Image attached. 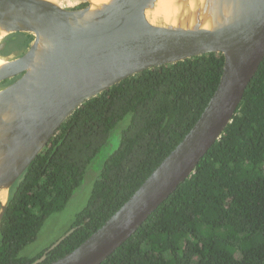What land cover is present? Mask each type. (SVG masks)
<instances>
[{
    "label": "trees",
    "instance_id": "trees-1",
    "mask_svg": "<svg viewBox=\"0 0 264 264\" xmlns=\"http://www.w3.org/2000/svg\"><path fill=\"white\" fill-rule=\"evenodd\" d=\"M23 35L28 47L33 35ZM12 47L9 39L4 53H22ZM224 62L223 53L210 52L154 66L83 102L13 184L0 222V264H46L101 227L194 126ZM128 115L70 234L35 256L22 254ZM100 264H264V59L192 175Z\"/></svg>",
    "mask_w": 264,
    "mask_h": 264
},
{
    "label": "water",
    "instance_id": "water-1",
    "mask_svg": "<svg viewBox=\"0 0 264 264\" xmlns=\"http://www.w3.org/2000/svg\"><path fill=\"white\" fill-rule=\"evenodd\" d=\"M159 2L0 0V42L33 35L18 56L0 44V83L18 76L0 88V222L13 184L83 102L154 66L225 57L191 130L101 227L46 264H100L124 243L221 137L264 59V0H173L169 10Z\"/></svg>",
    "mask_w": 264,
    "mask_h": 264
},
{
    "label": "rangeland",
    "instance_id": "rangeland-1",
    "mask_svg": "<svg viewBox=\"0 0 264 264\" xmlns=\"http://www.w3.org/2000/svg\"><path fill=\"white\" fill-rule=\"evenodd\" d=\"M23 33L24 32H15L10 34L11 36L9 39L12 41V48L19 49L20 51H26L28 47H26L22 41L24 39ZM14 52L17 54V51ZM15 54L10 53V55L13 56ZM130 119L131 115H128L117 124L114 131H112L107 144L88 167L84 179L82 180L80 186L75 190L66 207L62 211L55 212L47 217L37 239L29 244L22 251V254L35 256L38 253L49 249L63 235L70 231L71 225L77 214L86 206L88 202L94 181L98 177L104 161L119 147L122 132L129 124Z\"/></svg>",
    "mask_w": 264,
    "mask_h": 264
},
{
    "label": "flooded vegetation",
    "instance_id": "flooded-vegetation-1",
    "mask_svg": "<svg viewBox=\"0 0 264 264\" xmlns=\"http://www.w3.org/2000/svg\"><path fill=\"white\" fill-rule=\"evenodd\" d=\"M8 36H9V35H8ZM8 36L4 37V38L1 40V42H0V44H1L2 42L5 43V47H4L3 51L1 52V54H5L4 51H5L6 47H7L8 41H9ZM24 52H25V51H22V53H24ZM11 53H14V54H15V52H11ZM22 53H21V54H22ZM21 54H15L14 56H18V55H21ZM5 55H10V53H9V54H5ZM16 78H18V76L15 77V78H12V79H10V80H5L4 82L0 83V88H3V87H5V86H7V85L10 84L11 82H13Z\"/></svg>",
    "mask_w": 264,
    "mask_h": 264
},
{
    "label": "bare ground",
    "instance_id": "bare-ground-1",
    "mask_svg": "<svg viewBox=\"0 0 264 264\" xmlns=\"http://www.w3.org/2000/svg\"><path fill=\"white\" fill-rule=\"evenodd\" d=\"M96 2H102V1H106V0H94ZM173 0H160L159 5L162 8H165L166 10L171 9V4H172ZM4 62V59L0 58V65ZM2 199V194L0 193V200Z\"/></svg>",
    "mask_w": 264,
    "mask_h": 264
}]
</instances>
